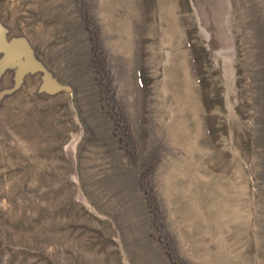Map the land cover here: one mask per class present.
<instances>
[{"label":"rangeland","instance_id":"1","mask_svg":"<svg viewBox=\"0 0 264 264\" xmlns=\"http://www.w3.org/2000/svg\"><path fill=\"white\" fill-rule=\"evenodd\" d=\"M0 264H264V0H0Z\"/></svg>","mask_w":264,"mask_h":264}]
</instances>
